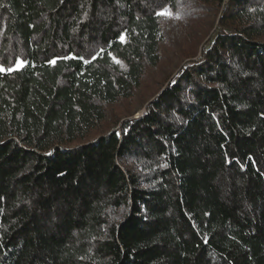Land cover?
<instances>
[{
  "label": "trees",
  "instance_id": "16d2710c",
  "mask_svg": "<svg viewBox=\"0 0 264 264\" xmlns=\"http://www.w3.org/2000/svg\"><path fill=\"white\" fill-rule=\"evenodd\" d=\"M200 8L90 135L159 62L158 13ZM0 68V264H264V0H0Z\"/></svg>",
  "mask_w": 264,
  "mask_h": 264
},
{
  "label": "rangeland",
  "instance_id": "374dc122",
  "mask_svg": "<svg viewBox=\"0 0 264 264\" xmlns=\"http://www.w3.org/2000/svg\"><path fill=\"white\" fill-rule=\"evenodd\" d=\"M166 11V10H164ZM202 8L196 11H187L188 15L176 14L160 15V39L159 62L153 67L145 68L140 86L131 97L119 98L113 104L106 107V119L92 130L90 135L108 132L112 128H118L119 122L129 116H138L142 112V106L152 96L160 85L172 74L183 61L181 54L187 46V42L198 35L199 28L207 21L215 19L211 11ZM217 13V12H216ZM198 28V30H197ZM18 61L16 66L21 65ZM3 69V68H0Z\"/></svg>",
  "mask_w": 264,
  "mask_h": 264
},
{
  "label": "snow or ice",
  "instance_id": "6c2138e0",
  "mask_svg": "<svg viewBox=\"0 0 264 264\" xmlns=\"http://www.w3.org/2000/svg\"><path fill=\"white\" fill-rule=\"evenodd\" d=\"M158 14H160V15H170L171 13L162 10V11H161L160 13H158ZM122 39H123V37H122ZM0 70H3V69H0ZM9 70H10V69H9Z\"/></svg>",
  "mask_w": 264,
  "mask_h": 264
}]
</instances>
